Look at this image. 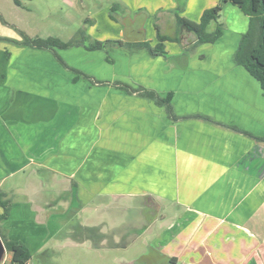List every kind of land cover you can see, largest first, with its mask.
I'll return each instance as SVG.
<instances>
[{
    "label": "crops",
    "instance_id": "1",
    "mask_svg": "<svg viewBox=\"0 0 264 264\" xmlns=\"http://www.w3.org/2000/svg\"><path fill=\"white\" fill-rule=\"evenodd\" d=\"M116 1L123 15L141 17L112 19L108 4L78 35L23 30L72 41L56 48L63 61L106 84L50 49L18 44L23 31L0 11V194L9 207L1 230L37 261L55 241L67 264H264V140L231 128L264 139L262 88L235 60L249 16L224 3L221 35L197 43L176 23L177 0ZM218 2L185 0L178 13L198 21ZM155 24L177 38L164 41V54L90 47L154 46ZM115 81L170 92L177 115L211 120H171Z\"/></svg>",
    "mask_w": 264,
    "mask_h": 264
},
{
    "label": "trees",
    "instance_id": "2",
    "mask_svg": "<svg viewBox=\"0 0 264 264\" xmlns=\"http://www.w3.org/2000/svg\"><path fill=\"white\" fill-rule=\"evenodd\" d=\"M179 1V0H177ZM16 4H19L18 0H14ZM230 2L238 6L246 15L249 16V25L246 32L242 35L239 45L235 52V60L238 64L244 66L247 71L260 83L264 94V0H219L218 4L207 8L201 14V17L198 21L186 18L179 15L183 8V4L178 3L177 7L174 9V16L176 23L178 25L186 27L188 30L195 33L197 37V43L202 42H213L215 41L222 33L223 24L218 22L220 12L222 10L223 4ZM120 3L117 1L112 2L109 8V16L112 19H116L114 16V11L118 10ZM211 21H215L216 25L212 31H207V26ZM157 42L154 46H151L148 41H122V40H105L99 41L94 40L90 47L92 49L103 48L108 44H119L127 47L132 46H144L146 47L152 55L164 54V41L165 40H177L176 37H172L160 32L159 26L155 24ZM20 40L16 42L21 45L30 46L37 49H50L54 51L56 58L59 60L61 65L73 71L77 75H80L92 83L106 84L109 81L98 80L94 77L85 74L73 67L67 65L61 56L56 52V48L63 49L72 45V41H61L56 37H30L24 32H20ZM7 39L0 36V40ZM78 43V41H77ZM118 88L124 89L127 92L133 93L136 92L138 96L151 99L156 105L161 106L165 109V112L169 119L178 120L182 118H188L190 116H200L211 120L210 117L200 114L194 115H177L173 109L171 103V93L168 92L166 95L162 96L156 91L147 89L142 86L132 87L126 83L115 81L113 83ZM231 128L240 131L248 136H251L257 140H264L263 138L257 137L250 133L249 131L240 129L237 126L232 125ZM0 221L5 219L8 216L9 207L6 202L2 200L0 194ZM0 241L5 250L11 252L10 264H25L28 263L31 259V253L27 246L20 240H9L7 236L0 228Z\"/></svg>",
    "mask_w": 264,
    "mask_h": 264
},
{
    "label": "rangeland",
    "instance_id": "3",
    "mask_svg": "<svg viewBox=\"0 0 264 264\" xmlns=\"http://www.w3.org/2000/svg\"><path fill=\"white\" fill-rule=\"evenodd\" d=\"M18 1L19 4H16L14 0H0V11L3 17L9 22L15 23L19 30L28 31L29 33L39 32L70 37L74 32H76L75 35L79 34L78 32L82 30V27L90 18L91 14L101 8H105L106 5L112 4L116 0H71V5L65 3L63 0ZM178 2L185 4V0ZM113 14L115 17L122 19L136 16L137 18L141 17V15H134L130 11L123 15L120 10H116ZM36 24H38L37 27H35ZM164 213L171 214L172 212L167 210ZM156 228L160 229L161 227L160 225L152 227L151 237L157 231ZM51 245H53V248ZM48 246L51 247L49 257L51 258L53 256L51 258L53 260L49 259V257L37 258L39 261L33 258L31 259L32 264H67L68 261L66 262V259H64L65 255L60 251L61 247H57L55 241L49 242ZM7 255L8 251H4L1 259L2 264H9Z\"/></svg>",
    "mask_w": 264,
    "mask_h": 264
},
{
    "label": "water",
    "instance_id": "4",
    "mask_svg": "<svg viewBox=\"0 0 264 264\" xmlns=\"http://www.w3.org/2000/svg\"><path fill=\"white\" fill-rule=\"evenodd\" d=\"M5 251L1 241H0V258L2 257L3 252Z\"/></svg>",
    "mask_w": 264,
    "mask_h": 264
},
{
    "label": "built area",
    "instance_id": "5",
    "mask_svg": "<svg viewBox=\"0 0 264 264\" xmlns=\"http://www.w3.org/2000/svg\"><path fill=\"white\" fill-rule=\"evenodd\" d=\"M25 264H29V263H25Z\"/></svg>",
    "mask_w": 264,
    "mask_h": 264
}]
</instances>
